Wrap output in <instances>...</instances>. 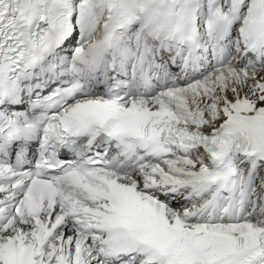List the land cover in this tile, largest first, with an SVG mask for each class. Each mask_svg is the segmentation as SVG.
<instances>
[{
	"label": "snow or ice",
	"instance_id": "1",
	"mask_svg": "<svg viewBox=\"0 0 264 264\" xmlns=\"http://www.w3.org/2000/svg\"><path fill=\"white\" fill-rule=\"evenodd\" d=\"M0 264H264V0H0Z\"/></svg>",
	"mask_w": 264,
	"mask_h": 264
}]
</instances>
